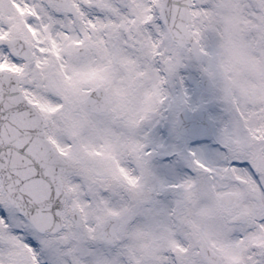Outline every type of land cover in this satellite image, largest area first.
<instances>
[{"label":"snow or ice","instance_id":"obj_1","mask_svg":"<svg viewBox=\"0 0 264 264\" xmlns=\"http://www.w3.org/2000/svg\"><path fill=\"white\" fill-rule=\"evenodd\" d=\"M0 264H264V0H0Z\"/></svg>","mask_w":264,"mask_h":264}]
</instances>
